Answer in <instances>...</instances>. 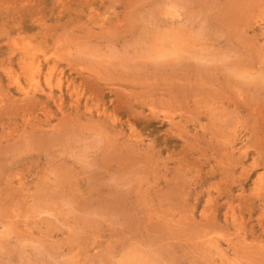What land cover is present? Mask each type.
Wrapping results in <instances>:
<instances>
[{
  "label": "rangeland",
  "instance_id": "1",
  "mask_svg": "<svg viewBox=\"0 0 264 264\" xmlns=\"http://www.w3.org/2000/svg\"><path fill=\"white\" fill-rule=\"evenodd\" d=\"M261 24L264 0H0V264H264Z\"/></svg>",
  "mask_w": 264,
  "mask_h": 264
},
{
  "label": "bare ground",
  "instance_id": "2",
  "mask_svg": "<svg viewBox=\"0 0 264 264\" xmlns=\"http://www.w3.org/2000/svg\"><path fill=\"white\" fill-rule=\"evenodd\" d=\"M263 24H261V26H262ZM264 26V25H263ZM24 58H25V56H23ZM23 57H21V58H23ZM24 60V59H23ZM27 61V60H26ZM24 64V63H23Z\"/></svg>",
  "mask_w": 264,
  "mask_h": 264
}]
</instances>
